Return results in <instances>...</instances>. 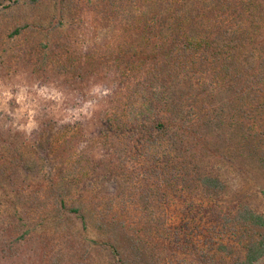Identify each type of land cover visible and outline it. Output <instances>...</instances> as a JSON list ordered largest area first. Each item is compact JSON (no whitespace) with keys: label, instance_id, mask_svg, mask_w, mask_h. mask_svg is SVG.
<instances>
[{"label":"trees","instance_id":"obj_1","mask_svg":"<svg viewBox=\"0 0 264 264\" xmlns=\"http://www.w3.org/2000/svg\"><path fill=\"white\" fill-rule=\"evenodd\" d=\"M20 1L11 0L7 6ZM42 1L30 0L34 6ZM81 1L84 7L75 0H56L59 20L50 22L52 29L63 25L72 6L74 15L79 10H86L87 16L99 12L109 26L126 35L87 49L86 71L64 74L75 75L77 82L105 73L115 78L103 115L90 132L105 153L94 159L79 150L77 135L83 129L68 124L52 131L48 141L53 154L49 161L56 162L63 133L71 134L64 148L70 153L57 171L18 173L25 161L18 145L0 154V191H5L0 211L14 212V220L1 229L5 237H0V257L10 260L3 264H27L26 251H34L33 264H62L64 260L50 255L52 250L53 256L58 254L56 238L64 240L72 261H94V250H102L107 264H162L168 257L178 258V264H264V206L259 194L251 198L234 192L214 163L228 157L227 146L219 143L226 112L234 107L246 121L260 111L264 120V0ZM26 25L17 26L11 35L20 34ZM65 53V60L74 58ZM34 66L38 72H51L42 55ZM246 102L248 109L240 111L239 104ZM137 161L145 168L135 184L130 166ZM258 162L264 165V155ZM94 178L102 180L110 200L117 197L112 187L123 188V195H158L154 205L164 201L171 209L174 203L179 220L165 226L155 212L146 211L153 221L144 232L156 235L153 247L146 248L144 235L124 238L128 233L116 220L109 228L104 212L102 219L97 217L92 203L88 207L85 202H93L97 194L81 186ZM230 190L231 198L226 195ZM261 194L264 197V191ZM33 210L39 215H31ZM91 221L101 240L87 235Z\"/></svg>","mask_w":264,"mask_h":264},{"label":"rangeland","instance_id":"obj_2","mask_svg":"<svg viewBox=\"0 0 264 264\" xmlns=\"http://www.w3.org/2000/svg\"><path fill=\"white\" fill-rule=\"evenodd\" d=\"M55 1L43 0L40 5L34 6L30 0H21L8 7L11 0H0V154L7 155L6 148L18 145V152L23 154L25 160L24 164L18 165L20 174L23 169L32 172L33 176L37 171L47 174L50 170L57 171L55 168H61L60 161L67 160L70 153L64 148L67 146L66 140L71 134L63 133L65 136L61 138L60 146L56 148L59 159L56 162L49 161L53 154L50 152L51 144L48 141L52 131L61 130L68 124H74L83 129L81 136L77 135L79 136V150L87 151L86 153L94 159H99L105 153L101 147L95 146L94 138L91 137L90 132L100 114L103 115L101 111L105 108L106 96L114 89L115 78L111 74L105 73L103 76H94L77 82L76 77H73L75 75L64 74L68 72L70 75L73 72L80 74L79 72L86 71L87 65L84 63V57L87 49L95 47L105 40L113 39L117 42L123 36L126 39V35L122 34V29L109 26L110 21L106 23L107 19L100 18L99 12L91 11V14L89 13L90 15L87 16L86 10L84 14L79 10L74 15L72 6L73 11L72 13L67 11L68 15L65 16L63 25H57L52 29L50 22L56 23L59 20L54 8ZM75 3L84 7L81 0H75ZM73 16L76 18L74 19ZM25 24L27 25L20 34L11 35L17 26ZM39 24H42V27H38ZM112 27L115 28V31L111 32ZM66 51L74 57L70 61L65 60L66 56L63 57L62 52ZM39 55L44 56L48 63V70L51 72L47 73L45 70L40 73L35 70L34 65ZM247 106L248 102L240 103L238 109L245 110L248 109ZM260 113V111H256L246 121L243 118L244 115H241L244 113H236L234 107L231 112L225 113L221 118L224 124L220 129L224 136L219 143L221 146H227L225 151L228 157H225L221 163L218 160H215L214 163L222 175L228 179V185L234 192L243 197L250 195L251 198L256 197L255 194H259L258 202L264 206V197L261 194L264 191V165L258 162V158L264 155V120L262 116L260 117ZM230 132L234 136L231 135L233 140L230 139ZM242 133L243 137H240ZM161 149L163 152L164 146ZM1 165L2 161L0 160ZM239 165L240 168H236ZM144 168V162L138 161L130 166V172H132L130 176L135 180V184H138L139 181H136V177L144 172ZM34 180L36 179L34 178ZM93 180L92 182L85 180L81 186L82 189L94 190V193L97 194L93 202L85 199V202L89 204L88 207L92 203V210L96 211V216L101 219L104 217V212L105 219L103 220L109 222V228L110 226L115 227L113 222L116 220L122 226L123 231L128 233L127 236H123L124 238H128L133 233L135 236L138 234L141 237L146 236L148 238L145 244L147 249L153 247L156 235L149 236L144 232L153 221L151 217H148L146 211L155 212L158 216L157 220L159 219L158 221L163 222L162 225L165 224V226L179 220L174 203L171 209L165 206L164 201L160 206L154 205V198L158 195L147 198L139 192L135 195L132 193L133 198L129 191L128 194L123 195L120 193L123 188L112 191L114 188L112 187L111 193L113 196L117 194V197L114 196L110 200L101 188L102 180L95 178ZM135 184L127 182V186H135ZM139 185L142 186L140 183ZM232 190L226 194L230 198L234 196L231 193ZM4 193V190L3 193L0 191L3 197ZM97 202H101V205H98ZM146 202L151 203L146 204ZM146 206L149 210L146 209ZM13 213V211H0L1 238L5 237L3 235L5 232H1L2 226L10 221L14 216ZM31 215L38 216L39 213L33 210ZM123 222H126L125 227ZM67 225L66 223L64 226L67 228ZM71 231L74 232V230ZM98 233L94 221H91L87 235L91 239L101 240V235ZM51 234L52 231L47 234L46 239L49 241ZM197 238L200 239V237ZM54 241L58 244L56 248L58 254L53 256L52 250L50 255L53 259L64 260L62 264H107L109 262L106 251L102 250H94L92 254L95 258L94 261L87 262L81 259L82 262L78 258L72 261L69 257V249L63 243L64 240L56 238ZM93 248L100 249L99 247ZM25 253L23 258L26 259L27 264H31V262L33 264L36 259L34 251ZM177 260L178 258L174 261ZM174 261L169 260L168 257L162 261V264H178ZM3 262L9 263L10 260H1L0 257V264ZM186 264L191 263L187 262Z\"/></svg>","mask_w":264,"mask_h":264}]
</instances>
